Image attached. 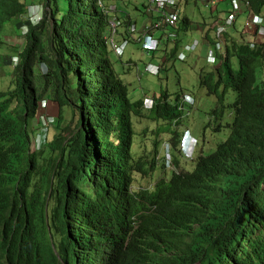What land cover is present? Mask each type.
I'll list each match as a JSON object with an SVG mask.
<instances>
[{"label": "trees", "instance_id": "trees-1", "mask_svg": "<svg viewBox=\"0 0 264 264\" xmlns=\"http://www.w3.org/2000/svg\"><path fill=\"white\" fill-rule=\"evenodd\" d=\"M249 2L264 22V0ZM35 3L44 11L33 25L24 17ZM13 20L29 33L12 87L0 91V264H264V37L236 29L221 64L199 74L218 116L235 94L228 138L192 171L133 192L137 175L156 171L158 148L132 153L143 101L129 96L121 75L132 61L110 49L98 0H0V48ZM151 111L185 122L166 93ZM46 115L55 134L32 150Z\"/></svg>", "mask_w": 264, "mask_h": 264}, {"label": "rangeland", "instance_id": "rangeland-1", "mask_svg": "<svg viewBox=\"0 0 264 264\" xmlns=\"http://www.w3.org/2000/svg\"><path fill=\"white\" fill-rule=\"evenodd\" d=\"M31 5L42 4L35 3ZM116 5L119 11L127 12V14L129 13L133 21L138 22L140 27V23L142 22L141 13L144 10V0H118ZM185 5L186 4L183 6ZM188 6L187 15L192 22L196 24L202 23L206 26L212 22L209 9L204 5L197 4L194 0H190ZM226 8L227 6L225 4L221 5V9ZM121 12L118 14L123 17L124 13ZM42 15V8H38V13L35 15L37 17L36 19L40 21ZM246 22L247 16L245 14L241 15L236 24V28L230 31V35L227 37L228 40L233 35L237 36V32L235 30L239 29ZM15 23L16 21L13 20L6 23L4 26V34L6 35V38L4 37V45L0 48V57H2V55L10 57L19 55L18 52L24 48L25 36L22 35L20 28H18ZM124 30V26H121L119 28V33H122ZM208 33H210L213 38V31L209 30ZM179 38L184 42L189 43L193 41V38L202 40L203 34L193 28H190L187 33H182ZM121 39L122 37L120 35L116 37L117 41H121ZM172 48V45L165 46L160 44L156 52L146 53L142 50L139 44L132 42L128 44L125 52L124 61L131 60L132 64L130 66H126L127 71L122 73L121 78L128 86L129 96L132 100H137L139 97L144 95L155 96L164 92L170 95V102L172 104L175 103L176 94L179 92L191 93L196 99L193 106H187V109H190L191 112L188 117L184 118L185 122L182 121L176 128L170 126L169 122L162 123V120L157 119L155 113L151 110L144 112L145 116L142 118H134L135 136L132 153L136 158L141 155V153L138 152L137 146H139L140 152L143 151L142 154L152 153L156 142H158V151L163 155L165 151L163 144L165 141L173 137L175 129L181 133L182 128L186 127L184 125H188V127L192 128L193 132L199 139V145L194 154L195 159H197L199 150L201 149L203 150V154H208L214 151L217 146L227 138L230 132L226 127H223L221 128V131L216 132L208 127L210 120L212 119L211 112L217 106V99L214 95L208 94L206 88L200 87L199 85V74L201 70H207L209 67L206 62L204 46L201 45L196 52L188 55V58L185 61L175 59L174 57L176 54L172 55ZM165 56L169 58V61L163 62L159 75H152L151 73L144 72L143 69L145 64L148 62L159 64V59H162ZM217 66L218 65H214V67H210V70ZM14 68L15 67L5 65L0 67V91H6L12 87L11 81L13 79L12 74L14 72ZM42 68L45 72V67L43 66ZM118 70L122 72L120 66H118ZM227 97L226 104H231L235 99V94L232 89L229 90ZM49 109L54 115L58 113V108L55 105L50 104ZM66 117L68 121H74L70 110L66 112ZM232 120V110L226 109L223 124L226 122L230 123ZM75 124L76 119L72 127H74ZM160 126L164 129L162 130L160 128L161 131L157 133ZM34 127L36 129L39 128L37 123H35ZM171 132H173L172 135ZM54 134V132H50L48 138L51 139ZM66 135L67 134L64 136ZM176 154L180 161L179 169L192 170L194 168V161H185L178 153ZM156 160L158 164L153 176L151 178H142L137 175L138 185L150 186L160 177L170 176V172L163 167L161 159L156 157Z\"/></svg>", "mask_w": 264, "mask_h": 264}, {"label": "clouds", "instance_id": "clouds-1", "mask_svg": "<svg viewBox=\"0 0 264 264\" xmlns=\"http://www.w3.org/2000/svg\"><path fill=\"white\" fill-rule=\"evenodd\" d=\"M105 1L107 3V0H105ZM248 2H249V0H248ZM98 5H99V3H98ZM41 6L42 5H29L28 6V12H27V14L25 15L24 18L25 19H28L33 25L38 24L39 21L36 19L37 17L35 15L38 13V8H42V13H43L44 9ZM100 8H101V6H100ZM250 8H251V5H250V2H249V7L247 9H243V11L238 16V18L235 21V23L224 34V40H225L224 54H220L218 56V59H217L216 62L210 60V57H208V52H209L210 46L214 42H216V36H215V33H216L215 30H216V28H215L214 24H216L217 21L220 20L221 17H223V15H224L223 9H221V5L219 6V8H216L214 10H209V14H210V18L212 19V22L210 24H208L207 26L205 24H202V23H197L196 24V23L192 22V20L187 15L188 8L186 9V7H185L183 9L181 19H182V17H185L188 20H186L185 18H183L181 20V26L177 30V33H178L177 39L174 40V41H168V40H165V39L162 38L160 40V42H159V45L160 44H163L165 46L172 45L173 46V48H172L173 49L172 55L176 54V56L174 58L175 59H178L180 61L187 60L188 55H190L193 52H196L198 50V48L201 45H203L204 46V50H205L206 62L209 65L208 69H210V67H214V65H218L219 66L221 64V62H222V59L226 56V48L225 47H226V44L229 41L227 37L230 35V31L232 29H235L236 28V24H237L239 18L241 17V15L245 14L247 16V21H249L250 19H252L255 16V15H253V14L250 13V11H251ZM224 10H227V8L224 9ZM119 12H121V11H119V9L117 7V11L114 14L119 19L120 26L118 27L117 34L114 37L116 44L119 45V46H121L123 44V41L125 39L126 40L129 39V43L128 44H130L132 42L137 43V44H139L141 46L142 50H144L146 53L156 52L158 50V48H159V45H158V47H156V49L154 51H147L146 49L143 48V43H144V40H145L144 37H143L144 36V26L147 23V17H148L147 16L148 14H146V12H145V3H144V10L141 13L142 15L145 16V20H144V23L140 27H139L138 22H134V21H131V24H129V26L127 27V25L123 24V22H122V19L124 17H126L127 13L125 14V16L121 17L118 14ZM28 15H29V17H28ZM128 15H129V13H128ZM258 17H260V16H258ZM260 18L262 19V17H260ZM262 21H263V19H262ZM108 22H109V20H108ZM246 23H244L241 27L245 26V29H244L243 32L245 33V36H246V39L247 40H249L255 34H256V36L264 37L263 34L260 35L258 33L259 28L261 26L264 27L263 25H257L253 29H248ZM263 23L264 22H262V24ZM16 26H17V24H16ZM121 26H124L125 30L122 33H119V28ZM132 26H135L137 31L134 32L133 39H130V35H131L130 29H131ZM190 28H193V29L199 31L200 33H202L203 34V39L201 40V39H198V38H193V41L192 42H189V43H186L183 40H181L179 38V36L182 33H187ZM183 29H185V30H183ZM20 30H21L22 35H24V36H26L29 33V27L26 24L23 25L20 28ZM110 30L111 29H110V24H109V31ZM209 30L213 31V38L210 35V33H208ZM119 35L122 37L121 41H117L116 40V37L119 36ZM155 36H156V38H159L161 36V34L156 33ZM233 37H237V36L233 35ZM138 38L141 41H139ZM196 41H197V44H195ZM128 44L124 47L123 53H121V54L118 53V51L114 47H112L111 44H110V49L117 56L123 58L125 56V52H126V49H127ZM194 45H195V47L192 49V46H194ZM252 45H253V43L251 42L250 43V46L252 47ZM11 60H12V67H16L19 64V62H20L19 55L12 56V59ZM159 61H160L159 64L153 63V62H148L147 64H145L144 69H143L144 72L151 73L152 75H159L160 74V70H161V65H163V62H168L169 61V58L167 56H165L162 59H159ZM148 65H154V66L158 67V73L154 74V73H152L150 71H147L146 70V67ZM161 94L162 93H160L158 95H155V96H146V95H144V96H141V97L138 98V99H140V100L143 101V110H144L143 111V114H144V116H145V113L144 112H146L147 110H152V108L155 105L156 100L158 99V97H160ZM166 94L168 96V101L170 102V95L168 93H166ZM226 101H227V99H225V101H224L223 112H222V114L220 116H218V114L214 113V111H215L216 108H218V109L221 108V105L218 103V101H217L216 108L213 109V111L211 112L212 119L210 120V123H209L208 127L211 128L215 132L216 131H221V128H223V127H226L229 130L228 125H230L233 122V120H232L230 123L226 122L225 124H223V118H224L226 109H231L232 110L233 119H234V111H233V109L231 107V105H232L233 102L231 104H226ZM195 102H196V99L194 98V96L191 93L179 92V93L176 94L175 103L174 104H172L171 102L170 103L172 104V106H176V108H178V111L179 112H180V110H182V113H181V116L182 117L181 118L184 119V118L188 117L189 114H190V112H191L190 109H187V106H193L195 104ZM140 118H142V117H140ZM177 120L178 119L176 118L170 124V126L176 128L178 126V124H177L178 121ZM53 122H54V118L53 117H49L48 115H46V117L45 116H41V118L39 119V125H38L39 128L35 130V133H33L32 150H40L41 148H43V145L46 143L47 138H48V136L50 134L49 131H50V129H52ZM163 122L164 121H162V123ZM214 125H215V129H214ZM184 126L188 127V125H184ZM186 127L182 128L181 133L180 132L178 133L179 134V144H178V146H177L176 149H174L173 146H172V141H171L172 138H171V139H168L167 141H165V143L163 144V148L165 150L164 151V154L162 155L158 151V153L156 155V157H159L161 159V161L163 163V167H165V169L170 172V175L173 174V173L179 174L182 171H192L194 169V168L192 170H181V169H179L180 161H179L178 166L174 162V155H176L177 159L179 160V157L177 156L176 153H178L183 160H185V161H194L195 164H196V161L197 160L194 158V154H195V151L197 150V147L199 145V139H198V136H196L195 133L193 132V129L192 128H190V127L186 128ZM160 128L162 130L164 129L162 126H160L159 127V130L157 131V133L161 131ZM165 129H167V128H165ZM175 131L177 132L176 129H175ZM172 134L173 133L171 132V135ZM229 134H230V132H229ZM228 136H227V138H228ZM156 144H157V148H158V142H156ZM154 148H155V146H154ZM137 149H138V152L142 154L143 151L140 152L139 146H137ZM143 154H145V153H143ZM200 155H206V154H203V150L202 149L199 150L198 156H200ZM164 177H166V176H164ZM166 178H168V177H166ZM137 180L138 179L136 178V182L131 187V190L133 192H137V191H140V190H148V189L150 190L155 185V183H153L150 186H141V185H138L137 184Z\"/></svg>", "mask_w": 264, "mask_h": 264}, {"label": "built area", "instance_id": "built-area-1", "mask_svg": "<svg viewBox=\"0 0 264 264\" xmlns=\"http://www.w3.org/2000/svg\"><path fill=\"white\" fill-rule=\"evenodd\" d=\"M118 0H98L103 12L108 16L110 24V44L114 47L118 53H123L124 47L129 43V39H125L121 46L115 42V35L117 34L120 21L114 14L117 11L116 2ZM190 0H145V12L148 14L147 23L144 26V43L143 48L147 51H154L158 47L160 40L163 38L168 41H174L178 37L177 30L181 26V16L183 9L189 7ZM197 4L204 5L209 10L219 8L220 5L226 4L227 10L223 9L224 15L220 20L214 24L216 42H214L209 49L208 57L210 60L216 62L220 54H224V34L235 23L238 16L243 9L249 7L248 0H194ZM186 4L185 6H183ZM262 19L258 16H254L247 21L246 25L248 29H253L257 25H262ZM136 27L132 26L130 29V39H133V34L136 32ZM156 33L161 34L159 38H156ZM258 33L264 35V27H260ZM139 41H141L138 38ZM197 44V41L195 42ZM195 47L192 46V49ZM147 71L154 74L158 73V67L154 65H148Z\"/></svg>", "mask_w": 264, "mask_h": 264}, {"label": "crops", "instance_id": "crops-1", "mask_svg": "<svg viewBox=\"0 0 264 264\" xmlns=\"http://www.w3.org/2000/svg\"><path fill=\"white\" fill-rule=\"evenodd\" d=\"M141 19H142V22L140 23V26L144 23V20H145V16L141 14Z\"/></svg>", "mask_w": 264, "mask_h": 264}]
</instances>
